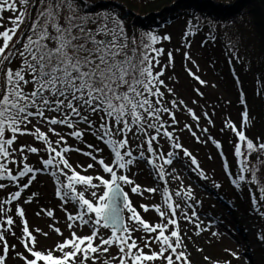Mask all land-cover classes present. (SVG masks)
Returning a JSON list of instances; mask_svg holds the SVG:
<instances>
[{
	"label": "snow or ice",
	"instance_id": "1",
	"mask_svg": "<svg viewBox=\"0 0 264 264\" xmlns=\"http://www.w3.org/2000/svg\"><path fill=\"white\" fill-rule=\"evenodd\" d=\"M81 7L80 0H0V181L12 182L19 189L0 201V215L9 226L0 227V264H5L9 252L4 232H11L14 224L6 205L19 200L21 193L37 179V174L48 169H52L49 174L55 178L56 195L62 201L71 236L41 252L35 250L37 238L24 221L21 242L32 259L20 253L17 255L25 264H89V261L97 264L101 259L102 264H113L114 261L118 264H156L157 261L191 264L179 221L186 220L194 225L197 236L208 228L201 227L203 222L189 203L194 199L191 189H185L182 181L173 192L167 186L166 177L180 180L179 175H173L175 169L168 171L165 168L173 164L178 154L172 150L165 154L162 139L171 149L181 150L191 165L196 166L195 170H199V164L196 157L180 144L179 137L169 131L178 123L173 110L179 109L180 105L187 106L182 100H166L165 92L161 91L164 88L174 96L173 90L161 79L169 67L161 66L159 59L164 53L163 48L156 47L161 37L146 32L137 38L126 31L121 19L108 13L82 12ZM6 12L13 15L5 17ZM191 34L189 31L186 35ZM163 39L170 38L164 36ZM167 55L171 63L172 53ZM185 58L190 59L187 53ZM188 73L201 84L205 83L190 69ZM187 112L194 121H199L191 108H187ZM242 115L246 123L247 111ZM204 116L207 118L208 114L204 113ZM28 125H32L33 130H29ZM38 125L46 126L57 139L52 140ZM54 126L70 131H57ZM184 127L192 132L191 126L186 124ZM227 127L240 142H244V151L240 143L234 145L235 156L240 158V174L232 183L239 188L245 181L244 173H250L249 183H257L256 169L248 166V158L253 153H264V143H254L231 122ZM201 131L207 132V129ZM86 133L110 149V163L93 154L103 149L87 144L92 151L82 152L69 145L65 138L83 142ZM18 135L34 137L42 143V148L14 147ZM192 135L196 133L192 132ZM213 143L220 148L219 143ZM41 151L47 153V159L41 160L43 167L30 166L27 154ZM72 151L91 157L99 165L97 172L102 169L103 174L93 176L77 172L66 156ZM138 162H145L157 178L164 181V186L142 191L141 186L126 174ZM76 167L88 172L94 165ZM199 174L204 178L203 171ZM26 177L27 182L20 183ZM126 185L131 186L134 194L158 192L161 195V204L153 206L159 214V223L150 224L141 217L124 191ZM7 186L0 183V189ZM78 187L82 190L78 191ZM259 199L264 201V186L260 188ZM252 202L257 204L255 196ZM24 203H31V199ZM68 204L75 209L74 213L64 207ZM141 208L144 212L149 211L147 205L142 204ZM188 209H192L191 216ZM15 211L23 220V209L17 207ZM42 211L48 217H54L52 210ZM84 227L90 234L77 235L74 229L83 230ZM54 230L63 235L59 228ZM102 230H109L110 235H105ZM134 232L142 233L139 243ZM258 238L264 241V235ZM113 246L118 249L117 254L105 256ZM57 252L60 254L56 255ZM232 255L236 256L235 253Z\"/></svg>",
	"mask_w": 264,
	"mask_h": 264
},
{
	"label": "rangeland",
	"instance_id": "2",
	"mask_svg": "<svg viewBox=\"0 0 264 264\" xmlns=\"http://www.w3.org/2000/svg\"><path fill=\"white\" fill-rule=\"evenodd\" d=\"M170 7L168 6V8ZM102 13L108 12L106 10ZM4 15L8 17L13 14L6 12ZM188 28V25L180 23L168 27L158 34L161 41L156 45V47L164 49L163 55L159 57L161 66L169 65L161 79L174 93V96H172L167 93L166 89L161 88V91L165 92V99L184 101L187 108H191L199 117V121H194L188 114L187 108L180 105L179 109L173 110L178 123L169 128L174 136L179 137V142L183 148L196 157L199 170H195L196 166L191 165L190 159L184 157L181 150L171 149L168 142L161 140L162 150L165 154L169 150L178 154L172 165L165 166L168 171L175 169L173 175H179L180 177V180L166 177L169 191L173 192L177 189L181 181L185 189L190 188L194 199L190 200L189 203L193 204L197 216L203 222L201 227L207 226L208 228L207 231H202L197 236L194 225L187 223L186 220L179 221L181 236L187 244L188 259L191 264H226V262H230V264H264V241L258 238L264 235V215H259L253 207L249 208L244 193L235 192L236 190L227 182L229 175L225 169V165L229 166L227 159L230 163L233 160L234 145L231 141L235 139L239 141L235 133L227 127L228 122H231L237 130H242L245 136L253 142L262 143L264 141V125L257 114L259 99L257 97L252 98L249 103H245L243 99V89L251 91L254 81L250 74L246 75L245 72L239 70L233 72L230 71L232 67L229 70L227 69L228 66L227 68L224 67V61H221L222 51L218 47L213 48V46H210L201 38L200 34L186 37L187 33L185 34V32ZM164 36H168L170 39L164 40ZM168 52L172 53L171 63L167 55ZM185 53L190 59L185 58ZM189 69L205 83L201 84L199 80L190 76ZM169 77L172 79H169ZM245 110L248 113L246 123L242 115ZM204 113L208 114L207 118H205ZM186 124L191 126L192 132L196 133L195 136L184 127ZM38 126L52 140L57 139L52 133L48 132L46 126ZM54 127L57 131L65 133L70 131L57 126ZM204 128L207 129V132L201 131ZM28 129L33 130L32 125H28ZM180 129H183V131H180ZM90 136L91 134L86 133L83 142H77L68 136L65 138L69 145L80 148L82 152H91L92 149L85 147ZM197 137H199V140H197ZM208 137H211V139H208ZM213 141L219 143L220 148H217ZM97 142L99 144L94 143L93 146L103 149V151L94 152L93 154L98 159L103 158L106 163H110L112 160L110 149L98 139ZM21 145L42 148V143L36 141L30 135H18L14 147ZM82 152L72 151L66 154L69 163L76 171L82 175L95 176L103 174L102 169L99 173L97 172L99 165L91 157L83 155ZM27 155L29 157L27 163L34 168H42V158L47 159V153L43 151L39 154L28 153ZM88 164L94 165V168L89 169L88 172H83L82 168L76 167L81 165L86 168ZM9 167L16 168L15 165H9ZM51 171L52 169H48L38 173L37 179L21 193V198L6 205L9 209L8 215L13 218L14 224L11 226V232H4L9 246L5 264H25V261L17 255L18 253L32 259L21 242L24 221L27 222L29 231L37 238L35 250L41 252L54 248L58 243L63 242L65 238L71 236L67 227L66 213L62 210V201L56 195L55 178L49 174ZM200 171L205 174L204 178L200 176ZM13 174L15 175L16 171ZM126 174L141 186L142 191L145 188L164 186V181L159 180L156 173L145 162H138ZM27 179V177L22 178L20 183H26ZM0 183L8 185L5 189H0V201L7 199L11 193L19 190L14 183L7 180L0 181ZM130 187L124 186V191L128 193L133 207L136 208L141 217L150 224L159 223V214L155 212L153 206L161 204V195L158 192H143V195L134 194L131 192ZM79 190L82 189L78 187ZM231 192L236 194L232 195ZM238 195L239 202L237 201ZM29 199H31V203H24ZM142 204L149 206L148 212H144L141 208ZM17 207L22 208L24 211L23 220L16 215L15 210ZM64 207L70 212H75L71 204L64 205ZM42 210H52L54 217H48L46 212ZM187 211L188 215L191 216L192 209ZM37 213H40V215H37ZM127 215L128 213L125 212L126 217ZM177 216H179V213H177ZM4 220L5 217L0 215V227H9L4 224ZM50 225L53 227L50 228ZM54 228H59L63 235L57 234ZM37 229L41 231L37 232ZM74 230L79 236L90 234L87 227H84L83 230L79 228ZM102 231L105 232V235H110L109 230ZM169 231H171V228ZM43 233L48 235L45 236ZM212 233H216V235H212ZM141 235V232L133 233L138 243ZM96 243H99V241H96ZM0 251H2V242H0ZM147 251L148 249H145V252ZM117 252L118 249L113 246L105 256H113ZM232 253H235L236 256H233ZM55 254L59 255L60 253ZM205 257L209 259H205ZM40 264H43V262H40ZM89 264H91L90 261ZM97 264H102V259ZM113 264H118V261H114ZM156 264H161V262L157 261Z\"/></svg>",
	"mask_w": 264,
	"mask_h": 264
},
{
	"label": "trees",
	"instance_id": "3",
	"mask_svg": "<svg viewBox=\"0 0 264 264\" xmlns=\"http://www.w3.org/2000/svg\"><path fill=\"white\" fill-rule=\"evenodd\" d=\"M80 2L82 12L95 14L107 10L121 19L126 31L137 38L146 32L158 35L176 23L188 25L185 34L189 31L191 35L200 34L210 46L218 47L222 51L221 61H224V67L228 66V70L232 67L230 71L239 70L252 76L253 88L251 91L243 89V99L245 103L251 102L255 97L259 99L257 114L264 125V0H80ZM89 138L87 144L98 143L96 137L91 135ZM231 143L233 145L240 143L244 151V142L235 139ZM239 159L233 149L232 163L227 159L229 165L226 170L229 175L227 182L236 190L235 192L244 193L249 208L253 207L261 215L264 213V201L259 199L260 188L264 186V163H261L264 161V153H253L248 158V166L256 169L257 183H249L251 175L244 173L245 181L237 188L232 180L238 179L240 174ZM253 196L257 199L256 205L252 202ZM237 198L239 202V195Z\"/></svg>",
	"mask_w": 264,
	"mask_h": 264
}]
</instances>
